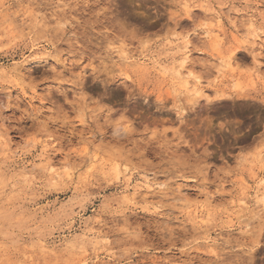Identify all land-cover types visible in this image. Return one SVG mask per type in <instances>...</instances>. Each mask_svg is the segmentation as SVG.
I'll use <instances>...</instances> for the list:
<instances>
[{"label": "rangeland", "instance_id": "1", "mask_svg": "<svg viewBox=\"0 0 264 264\" xmlns=\"http://www.w3.org/2000/svg\"><path fill=\"white\" fill-rule=\"evenodd\" d=\"M187 36L198 98L161 68ZM263 37L264 0H0V264H264Z\"/></svg>", "mask_w": 264, "mask_h": 264}, {"label": "bare ground", "instance_id": "2", "mask_svg": "<svg viewBox=\"0 0 264 264\" xmlns=\"http://www.w3.org/2000/svg\"><path fill=\"white\" fill-rule=\"evenodd\" d=\"M184 10H185V12L187 14H189V17H190V15L196 14V9L194 10L192 7L185 6L184 7ZM208 10L209 11H211V10L214 11V7H210V8H208ZM213 11H211V13L210 12L207 13V15H206V17L209 18L210 20H212V19L214 20L216 18L218 19L220 17L219 15H217L219 12L216 11L217 13H215ZM193 18H194V16H193ZM251 26H252V24H251ZM209 33H210V31H209ZM216 39L217 38L213 39V41H214L213 42L214 43L213 47L215 48V51H216V52L213 53V55L216 57L217 60H220V63H218L220 69H221V67L223 68V67H226V66L227 67L228 66H231L232 67L235 63H237L236 61H238V58H237L238 51H237V49H233L230 52L224 54L221 51V49H220V43ZM173 45H175L178 48V50H177L178 52H181L182 53L181 54V58L178 59L177 62H174L172 65H163V66L161 65V68L163 70H165V71L173 72L174 73L173 75L175 76V79H177V81L180 84V86L185 91H187V94L189 92V95L190 96L195 97V98H198V97H201V96L206 95L207 92L206 91L204 92L203 91V87H202L203 84L205 83V80L206 79L204 77H201V76L197 75L195 73V71H194V69L196 68L195 61H194L195 59L194 58H196L197 56L194 53L195 46H194V43H193L192 38H189L187 36L186 38L182 39L181 41L176 42V43H173ZM119 48L120 49H118V51H116L117 54H118V57H119V64L117 66H118V69H119L118 71H122V73H123L124 72L123 70H125L124 69L125 64H127V63L137 64L138 63V59H135L136 56L134 57V53H132L133 52L132 49L130 50L129 48H126L124 45L121 46V47H119ZM36 49L37 48L35 46H32V48L30 50L31 51H35ZM200 53H202V51ZM30 57H31V55H29V56L28 55L27 56L24 55L22 57V60H20V61L15 60L13 67L11 69H8V70L6 69V71H9V72H17V73H19L21 75L26 74L28 72L27 66L29 65V63L31 61L29 59ZM196 60H198V59H196ZM199 61H202V60L199 59ZM143 62H145V61H143ZM153 63H154V66L155 67H156V63L159 64V62L157 60H153ZM215 64H214V66H215ZM213 72H211V73L209 72V77L212 76V75L214 77L215 72H214V74H213ZM192 100H195V99H192ZM116 131H118V128L116 129ZM45 158L46 157L44 155L41 156V159L42 160L45 159ZM37 165L38 164L31 165V166H25V165L22 166V168L19 169V171L21 170V176L24 177L28 181L29 178H30V176L33 174L35 168L37 167ZM47 166L53 167L51 165V163H49V161H47L40 168L41 169L47 168ZM137 186H135L137 188L134 187V191L132 192V194H135L142 187H144L146 189V193L155 191V189H156L155 186H154V184H153V182H152V180H150L149 177L146 178V180L144 181L143 184H139ZM159 190H162V189L160 188ZM150 194H152V193H150ZM186 195H188V194H186ZM127 196L128 195H123V197L126 198V199H127ZM205 196H206V198H203V199H205V202H206V204L208 206L212 205L215 202L216 198H217V196L214 193H212V192H207ZM199 197H195V198L198 199ZM253 198L255 199L254 201L256 203H258L259 205H261V207L264 206V179L260 182V185L256 189V192H255V195L253 196ZM183 200L184 199H182V201ZM200 200H201V198H200ZM248 200H249L248 199V196L246 194H243L242 196L240 195L237 199H235L233 201V203H232V205H234L233 207L236 208V212H239L242 216L243 215H246L245 214V210L249 209V206H250L249 204L250 203H249ZM217 201L214 204H217L218 202L220 203V201H218V202ZM254 209L255 208H253L252 211ZM250 210H251V207H250ZM100 221L98 220V221H96V223H100ZM217 241H218L217 238L211 237V236H209L206 239V243L208 244L207 246H210V248H212V251H214L216 249L217 245L219 244Z\"/></svg>", "mask_w": 264, "mask_h": 264}]
</instances>
